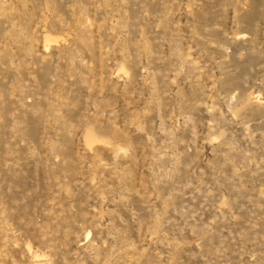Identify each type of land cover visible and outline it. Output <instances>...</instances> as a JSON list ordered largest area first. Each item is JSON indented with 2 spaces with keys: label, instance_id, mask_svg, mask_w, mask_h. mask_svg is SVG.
Listing matches in <instances>:
<instances>
[{
  "label": "rangeland",
  "instance_id": "374dc122",
  "mask_svg": "<svg viewBox=\"0 0 264 264\" xmlns=\"http://www.w3.org/2000/svg\"><path fill=\"white\" fill-rule=\"evenodd\" d=\"M0 264H264V0H0Z\"/></svg>",
  "mask_w": 264,
  "mask_h": 264
}]
</instances>
